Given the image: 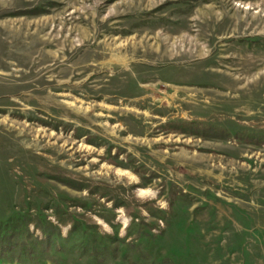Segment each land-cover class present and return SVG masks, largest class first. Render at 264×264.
Masks as SVG:
<instances>
[{
	"label": "rangeland",
	"instance_id": "obj_1",
	"mask_svg": "<svg viewBox=\"0 0 264 264\" xmlns=\"http://www.w3.org/2000/svg\"><path fill=\"white\" fill-rule=\"evenodd\" d=\"M1 240L0 264H264V0H0Z\"/></svg>",
	"mask_w": 264,
	"mask_h": 264
},
{
	"label": "trees",
	"instance_id": "obj_2",
	"mask_svg": "<svg viewBox=\"0 0 264 264\" xmlns=\"http://www.w3.org/2000/svg\"><path fill=\"white\" fill-rule=\"evenodd\" d=\"M133 213V210L131 207H128L126 208V214L128 216H131ZM90 222V224H93V226H98V223L96 220H88ZM88 222V223H89ZM37 225L35 226L37 228L38 231L44 233L45 230L43 229V226L39 223H36ZM59 225L60 226H64V227H67V226H70L71 228L75 227V222L73 220H61L59 221ZM10 240L9 241H6L7 243H11V241H13L14 238H9ZM13 243V242H12ZM0 244H2V240L0 241ZM3 245V244H2ZM50 244H47L46 246H49Z\"/></svg>",
	"mask_w": 264,
	"mask_h": 264
}]
</instances>
